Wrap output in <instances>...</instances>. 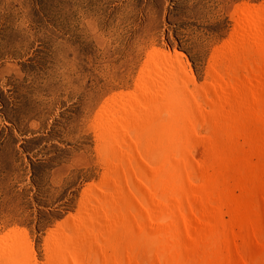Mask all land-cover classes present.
<instances>
[{
	"label": "bare ground",
	"instance_id": "bare-ground-1",
	"mask_svg": "<svg viewBox=\"0 0 264 264\" xmlns=\"http://www.w3.org/2000/svg\"><path fill=\"white\" fill-rule=\"evenodd\" d=\"M235 8L203 83L178 51L145 57L100 113L101 182L42 260L15 230L0 264H264V4Z\"/></svg>",
	"mask_w": 264,
	"mask_h": 264
},
{
	"label": "rangeland",
	"instance_id": "rangeland-1",
	"mask_svg": "<svg viewBox=\"0 0 264 264\" xmlns=\"http://www.w3.org/2000/svg\"><path fill=\"white\" fill-rule=\"evenodd\" d=\"M243 3L264 0H0V240L22 231L42 260L48 230L101 182L105 105L152 51L182 53L203 83Z\"/></svg>",
	"mask_w": 264,
	"mask_h": 264
}]
</instances>
